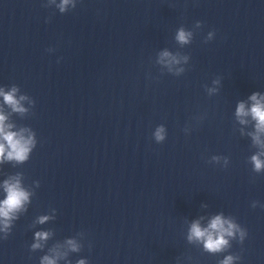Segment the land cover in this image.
<instances>
[{
	"label": "clouds",
	"instance_id": "9594fccd",
	"mask_svg": "<svg viewBox=\"0 0 264 264\" xmlns=\"http://www.w3.org/2000/svg\"><path fill=\"white\" fill-rule=\"evenodd\" d=\"M55 6L60 13H66L69 9L75 8V0H48L46 7ZM202 27L201 21H196L193 29L189 30L181 26L177 29L174 40L183 48L192 43L194 32ZM214 32H209L205 42L212 40ZM51 51V49H49ZM190 57L180 51L173 52L167 48L157 54L155 63L161 66L162 72L180 76L186 69L182 65H187ZM179 66V67H176ZM213 84L218 85L220 81L213 80ZM0 87V164L5 162L13 163L14 165H22L30 158L32 151L37 146L36 133L28 126H22L18 130L16 124L9 122V114L4 111V106H7L12 113L19 114L21 118L27 116L32 107L35 105L34 99L29 95L21 93L20 88L13 84L10 87ZM206 91L209 95L218 91V88H208ZM249 104L244 101H239L235 109V117L241 125L252 124L254 131L247 133L251 137V143L257 151L249 158V163L255 173L264 172V94L253 92L249 97ZM25 102L28 107H25ZM27 133V135H25ZM242 134H244L242 132ZM166 128L164 125H159L153 132L154 140L157 143H162L166 139ZM223 160V166H227L229 160L227 157L212 156L211 161L219 164ZM23 173L17 172L14 175H9L0 183V189L3 190V199H0V233L3 234V239H7L11 233L14 222L19 217L27 212L28 206L31 203L32 197L35 195V188L39 187V181H34L33 186H25L22 183ZM257 202H253L252 207H256ZM264 207V205H261ZM50 215L37 216L36 224H45L56 218V209H50ZM55 235L52 229L35 231L34 242L30 245V250L45 249L48 241ZM84 236L83 232L78 233ZM247 236V230L239 225L232 216L225 217L223 213L214 215L208 221L206 226H202L200 220H195L190 224L187 234L189 243H197L202 246V250L211 255H217L226 252L231 248V241L238 240L243 243ZM67 246L66 251H61L64 246ZM83 244L79 243L75 237L66 238L61 243L57 241L47 249V253L40 258L39 264H59L64 261L65 264H71L68 259L70 253H79ZM240 257L238 255L228 254L223 259L218 261V264H236ZM76 264H88L86 259H79Z\"/></svg>",
	"mask_w": 264,
	"mask_h": 264
}]
</instances>
